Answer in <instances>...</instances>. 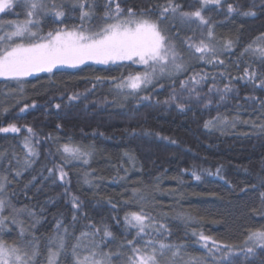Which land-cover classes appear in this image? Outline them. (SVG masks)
<instances>
[{"label":"trees","instance_id":"obj_1","mask_svg":"<svg viewBox=\"0 0 264 264\" xmlns=\"http://www.w3.org/2000/svg\"><path fill=\"white\" fill-rule=\"evenodd\" d=\"M175 2L183 11L201 7L200 0ZM157 3H164V0H126L122 6L140 9ZM228 3L238 11L229 14ZM245 11L255 12V15L245 16L242 14ZM25 13L24 0H14L13 9L2 13L0 22L23 23L27 19ZM202 14L213 24L217 40L222 41L224 37L239 39L235 55L225 54L223 58L233 76L241 75L243 67L252 62V58L241 57L238 69L231 62L236 60L245 44L264 33V0H222L220 7L207 5ZM77 22L72 18L66 20L69 25ZM169 23L171 18L161 26L167 27ZM40 27L46 33L56 25L49 17ZM193 28L196 24L181 26L177 20L171 32L179 30L183 37L191 35ZM196 35L199 36L198 29ZM178 47L182 48L179 43ZM190 65L186 72L175 77L165 75L136 97L127 98L111 80L97 83L94 78H120L143 70L137 65L128 66V62H123V66L89 62L79 68L54 69L52 74L36 73L26 78L23 92L16 81L0 78V127L10 123L21 127L20 133H0V152H5L8 157L0 161V173L7 174L12 181L7 190L12 205L17 209H28L15 217L16 224L11 222L12 209L5 210L9 222L0 231V239L9 243L17 240L23 226L41 238V249L46 254L47 237L52 234L56 220L62 218L66 224L71 222L73 210L66 190L80 197L84 202L82 212H86L93 222L110 226L117 237L108 245L113 250L124 238L122 219L117 224L113 217L122 218L125 211L135 210V205L126 208L122 203L131 196L134 188L146 198L158 219L164 217L162 222L168 224L172 233L169 240L187 245L186 256L206 255L198 238L192 236L193 230L238 249L249 229L264 226L261 201V193H264V132L254 128L252 123L243 122H238L234 128L227 127L224 132L203 127L204 122L218 112L229 118L238 113L241 121L260 123L253 112L258 105L246 103L244 97L264 98V91L254 90L252 84L245 86L238 82V96L233 92L217 104L219 96L214 94L209 108L193 103L190 110L180 112L175 104L163 103L173 87L179 91L180 80L193 72L212 74L221 70L197 60H191ZM252 66L264 73L259 61ZM224 82L221 81L219 86L222 87ZM211 83L209 79L203 86L205 93ZM72 93H80V99L69 102L67 97ZM144 95L151 99L140 102L139 97ZM18 99L28 104L35 101L38 107L20 113L23 102L17 104ZM56 103L61 104L60 109L52 107ZM5 108L8 110L4 111ZM26 127H32L37 133L32 140L38 155L32 158L31 166L22 169L20 177H15L16 160H12L8 172L5 169L14 153L22 164L25 157L23 141L28 135ZM49 135L52 139H48ZM173 140L176 143H172ZM69 141L85 149L93 146L94 151L88 164L71 160L65 165L66 183L59 180L53 183L54 178L49 177L47 169L54 162L60 163L61 154L57 153V148ZM217 168L221 169L219 176L215 174ZM193 170L200 175V180L193 178ZM85 173L89 174L90 183L84 182ZM109 199L117 204L116 209L108 204ZM29 212L35 215H29ZM187 217L191 219H185ZM86 223L87 220L82 219L75 226L77 234ZM257 252L259 254L261 250L257 249ZM262 258L258 255L245 259L239 251L230 257L234 264H259Z\"/></svg>","mask_w":264,"mask_h":264},{"label":"snow or ice","instance_id":"obj_2","mask_svg":"<svg viewBox=\"0 0 264 264\" xmlns=\"http://www.w3.org/2000/svg\"><path fill=\"white\" fill-rule=\"evenodd\" d=\"M124 3L126 0H24L27 17L25 22L16 24L14 30L7 32L4 27L13 22H0V78L4 81H16L23 92L26 78L36 73L52 74L54 69L79 68L89 62L101 65L119 63L121 66L123 62H128V66L137 65L143 70L120 78H94L97 83L111 80L120 94L127 98L136 97L139 92L165 75L175 77L186 72L191 66L190 61L197 60L221 70L212 74L204 71L193 72L186 79L180 80L179 91L173 87L172 93L163 101L164 104H175L180 112L190 110L193 103L207 109L213 104L214 94L219 96L217 104L224 102L233 92L238 96V82H243L245 86L252 84L254 90L264 91V73L252 66L255 61H259L264 67V33L245 44L236 60L231 62L238 69L241 57L252 58V62L243 67L241 75L233 76L223 57L225 54L235 55L239 39L224 37L222 41L217 40L213 24L202 14L207 5L220 7L222 0H200L201 7L194 11H183L182 6L175 0H164V3L149 4L140 9L134 6L123 7ZM13 6L14 0H0V13L13 9ZM237 11L232 3L227 4L229 14ZM242 14L249 16L255 15V12L245 11ZM49 17L56 27L43 33L41 23ZM69 18L78 22L69 25L66 23ZM170 18L171 23L162 27ZM177 20L181 26L196 24V28L191 29V35L181 37L179 30L171 32ZM197 29L199 36L196 35ZM178 43L182 48L178 47ZM209 79L212 83L208 85L205 93L203 86ZM221 81H226L222 87L219 86ZM95 86L93 84V88ZM125 89L129 91L125 92ZM80 96V93H72L67 99L69 102L76 101ZM150 99L149 95L139 97L140 102ZM244 101L258 105L253 112L257 114L260 123L241 121L238 113L229 118L218 112L216 116L206 120L203 127L209 129L220 125L234 128L238 122H243L252 123L254 128L264 132V98L246 95ZM22 102L20 113L38 107L35 101L28 104L17 100V104ZM52 107L60 109L61 104L56 103ZM26 130L28 135L23 141L25 157L22 164L14 153L8 161V169H5L8 172L12 167V160H16L18 167L15 177H20L22 169L31 166L32 158L38 155L32 140L37 133L32 127H26ZM20 132L21 127L15 123L0 127V133ZM48 139H52L51 135ZM171 142L176 143L174 140ZM93 151V146L85 149L71 141L60 145L57 148V153L61 154L60 163L54 162L47 169L49 177L54 178L53 183L57 180L66 183L68 173L65 165L71 160H82L84 164H88V158ZM4 159H8L6 153L0 152V161ZM220 172L221 169L217 168L215 174L219 176ZM191 174L195 180L201 179L195 170ZM88 175L85 173V183H90ZM220 178L223 179L222 176ZM11 183L7 174L0 173V231L9 222V216L4 215L6 209H12L13 224L18 223L15 218L17 215L28 211L26 207L17 209L12 205L7 191ZM65 195L73 210L71 222L66 224L62 218L56 220L52 234L47 237L46 254L41 249V238L35 236L31 229L21 226L17 240L9 243L0 239V264H234L230 257L236 255L237 251L245 259L258 255L264 257V226L249 229L238 249L232 244H222L203 232L197 233L193 230L192 236L198 238L201 247L206 250V255L186 256L187 245L169 240L172 233L168 224L162 222L164 217L158 219L153 214L148 201L136 188L122 202L126 208L135 205V210L125 211L122 218L113 217L117 224L122 219L124 226V238L113 250L108 245L114 243L117 237L110 226L103 222L98 225L86 212H82L84 202L78 195L67 190ZM261 201L264 204V193H261ZM107 202L112 209L117 208V204L111 199ZM29 215L34 216L35 213L29 212ZM82 219L87 220V223L77 234L75 226ZM257 249L261 250L259 254ZM259 264H264V258L260 259Z\"/></svg>","mask_w":264,"mask_h":264},{"label":"rangeland","instance_id":"obj_3","mask_svg":"<svg viewBox=\"0 0 264 264\" xmlns=\"http://www.w3.org/2000/svg\"><path fill=\"white\" fill-rule=\"evenodd\" d=\"M1 14H2V13H0V15H1ZM5 24H7V23H5ZM16 24H19V23H11V24H7V26L4 27V31L7 32V31H12V30H14ZM90 63H92V62H90ZM226 129H227V127L225 128V127H223V126L217 125L216 127L209 128L208 130H209V131H220V132H224V131H226ZM72 161H82V160H72ZM82 162H83V161H82Z\"/></svg>","mask_w":264,"mask_h":264}]
</instances>
